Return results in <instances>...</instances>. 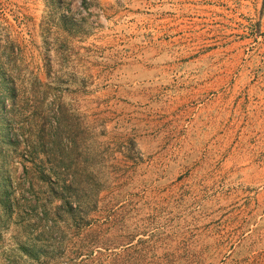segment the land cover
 I'll return each instance as SVG.
<instances>
[{
    "label": "rangeland",
    "instance_id": "rangeland-1",
    "mask_svg": "<svg viewBox=\"0 0 264 264\" xmlns=\"http://www.w3.org/2000/svg\"><path fill=\"white\" fill-rule=\"evenodd\" d=\"M0 264H264V0H0Z\"/></svg>",
    "mask_w": 264,
    "mask_h": 264
},
{
    "label": "trees",
    "instance_id": "trees-1",
    "mask_svg": "<svg viewBox=\"0 0 264 264\" xmlns=\"http://www.w3.org/2000/svg\"><path fill=\"white\" fill-rule=\"evenodd\" d=\"M56 122H57V128L58 129H63V126H64V123H63V119H62V117L61 118H59V116H57V119H56ZM61 143H62V141H61V139H58V140H56L55 141V150H56V152H61V153H63V148L61 147ZM53 154H55V153H53ZM62 155V154H61ZM60 162H62V161H60ZM58 191V190H57ZM63 191V190H62ZM57 194H62L63 192H56ZM58 207V206H57ZM56 207V208H57Z\"/></svg>",
    "mask_w": 264,
    "mask_h": 264
}]
</instances>
